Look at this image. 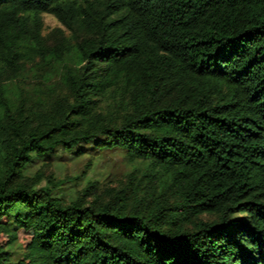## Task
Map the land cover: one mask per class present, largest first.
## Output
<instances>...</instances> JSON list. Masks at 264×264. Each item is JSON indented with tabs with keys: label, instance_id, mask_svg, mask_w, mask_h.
<instances>
[{
	"label": "trees",
	"instance_id": "trees-1",
	"mask_svg": "<svg viewBox=\"0 0 264 264\" xmlns=\"http://www.w3.org/2000/svg\"><path fill=\"white\" fill-rule=\"evenodd\" d=\"M88 146L149 165L26 174ZM0 264H264V0H0Z\"/></svg>",
	"mask_w": 264,
	"mask_h": 264
},
{
	"label": "rangeland",
	"instance_id": "rangeland-1",
	"mask_svg": "<svg viewBox=\"0 0 264 264\" xmlns=\"http://www.w3.org/2000/svg\"><path fill=\"white\" fill-rule=\"evenodd\" d=\"M43 18L44 34L50 38L51 43L62 35L73 40V32L55 15L44 13ZM28 78L33 79L32 76ZM88 147L89 150L82 155L77 154L76 150L69 151L63 148L49 155H34L33 161L26 169V174L31 176L39 174L41 176L39 187H50L51 177L55 181H62L60 186L54 188V193L71 200L79 190L87 185L89 180L98 181L103 189L117 187L128 180V175L133 170L142 173L149 165V162L145 160L132 161L122 149L96 150L90 148L91 146ZM90 160L93 162L91 167L88 165ZM201 218L212 220L214 216L205 214ZM22 256V250L17 248L15 258Z\"/></svg>",
	"mask_w": 264,
	"mask_h": 264
}]
</instances>
